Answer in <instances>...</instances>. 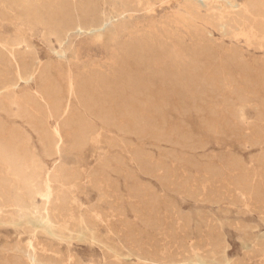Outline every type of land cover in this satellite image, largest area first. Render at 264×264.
<instances>
[{
  "label": "rangeland",
  "instance_id": "1",
  "mask_svg": "<svg viewBox=\"0 0 264 264\" xmlns=\"http://www.w3.org/2000/svg\"><path fill=\"white\" fill-rule=\"evenodd\" d=\"M94 1L106 14L98 39L85 30L50 39L43 23L19 10L0 13V39H19L17 54L37 57L47 82L58 86L66 112L84 111L75 88L82 82L92 88L91 73L116 76L121 57L134 73L142 69L123 53L131 40L144 43L156 70L183 65L184 46L239 47L250 62L264 60V48H255L245 32L222 33L207 22L204 8L191 12L183 0ZM5 2L0 0V7ZM197 67V78L212 80L206 63ZM38 85L36 80L21 92ZM148 85L154 93L158 82ZM244 97L235 96L229 85L217 96H116V108L125 103L136 116L116 113L115 120L103 122L88 114L92 134L85 143L72 146L64 136L50 151L40 132L0 113L6 130L16 129L28 140L40 176L56 177L69 223L77 227L86 221L101 240L70 241L29 223H0V264H28L29 241L38 264H264V90ZM90 98L106 107L112 103L109 96ZM141 119L151 124H140ZM49 121L51 127L57 124L55 118ZM8 172L0 162V179ZM25 175L31 168L24 171L30 177ZM40 178L31 177L25 186L8 182L7 198L27 206L4 203L0 190L2 220L35 209Z\"/></svg>",
  "mask_w": 264,
  "mask_h": 264
},
{
  "label": "bare ground",
  "instance_id": "2",
  "mask_svg": "<svg viewBox=\"0 0 264 264\" xmlns=\"http://www.w3.org/2000/svg\"><path fill=\"white\" fill-rule=\"evenodd\" d=\"M183 1L189 5L191 12H199L201 8H204L207 22L217 27L222 33L226 34L230 30L245 32L255 48H264V0H244L242 3L236 0ZM10 9L19 10L29 20L43 23L47 36L50 39L60 38V40L65 39L68 32L83 30L93 33L96 38L100 37L99 28L102 27L106 17V14L98 9V2L94 0H7L1 5L0 13L7 14ZM99 12L100 15H97ZM97 18H99L98 21ZM21 44L22 41L19 39L11 41L0 39V113L8 117H18L33 130L40 132L48 151L58 147L64 136L68 137L69 144L72 146L81 145L88 139L92 134V124L88 114L103 122L115 120L117 114L129 118L136 116L135 110L127 108L125 103H120L121 107L116 108L114 101L116 96H197L198 93L217 96L222 86L229 85L235 96L244 101V96H259L260 90H264V60L261 63L250 62L248 56L239 47L222 49L212 45L184 46L181 53L185 60L183 65L176 69L156 70L151 67L150 59L144 53V43L131 40L123 46V53L141 62L142 69L134 73L120 56L121 58L117 61L116 76L107 77L101 72L93 71L94 74L91 73L87 77L93 85L92 88L86 87L82 81L75 88L78 102L84 111L80 114L75 111L70 113L66 112L61 103L58 86L47 82L48 72L41 69L37 57L28 56L26 53L25 56L17 54V48ZM59 52L61 53L57 51ZM198 63L208 65L212 74V77L208 78H212L211 81H205V76L196 77ZM36 80H39L37 88L32 91L25 89L22 94V89L28 88ZM155 82H158V86L155 92L151 93L148 84ZM21 83L24 87L20 86ZM90 96H109L113 104L106 107L102 104L103 101H92ZM50 118H55L57 121L54 127H51ZM146 123L151 124L141 119L140 124ZM27 141L16 129L6 130L4 121L0 117V162L6 165L9 171V177L0 179L4 203L12 202L17 206L28 205L26 201L19 198H7L5 192L8 191V182L11 178L25 186L26 183L29 184L31 177H41V167L34 162ZM26 168H31L30 177L25 175L29 177L28 182L27 177H24ZM55 180L56 177L54 178L51 174L41 177L38 189L33 192L37 194L35 198L38 199L35 209L22 211L12 220L0 218V223L11 225L29 223L34 228L43 229L54 237L82 242L88 236L93 243L101 242L98 230L90 228L86 221L82 220L77 227L69 223L67 201L58 192ZM11 187L15 188L17 185H11ZM253 190L251 187L250 191L253 192ZM28 194L32 195V193ZM28 246V264H38L41 260L30 241Z\"/></svg>",
  "mask_w": 264,
  "mask_h": 264
}]
</instances>
